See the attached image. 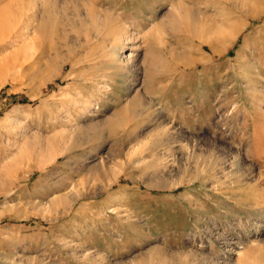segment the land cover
I'll return each mask as SVG.
<instances>
[{"label":"rangeland","instance_id":"obj_1","mask_svg":"<svg viewBox=\"0 0 264 264\" xmlns=\"http://www.w3.org/2000/svg\"><path fill=\"white\" fill-rule=\"evenodd\" d=\"M34 1L0 0V264H264V0H76L49 69Z\"/></svg>","mask_w":264,"mask_h":264},{"label":"bare ground","instance_id":"obj_2","mask_svg":"<svg viewBox=\"0 0 264 264\" xmlns=\"http://www.w3.org/2000/svg\"><path fill=\"white\" fill-rule=\"evenodd\" d=\"M27 2H29V1H27ZM61 2H62V0H61ZM21 5H23V4L21 3ZM8 6L4 5V7H6V8ZM18 6H20V5H18ZM18 6L16 8H18ZM26 6H27V4H26ZM79 6H80V4L78 5L76 0H67V2L60 3L59 5L57 2H54V0H35L34 1V5L32 6V7H34V11L32 10L33 12L31 14L33 16L32 17L33 20H36L38 23L35 27L34 33L36 32L35 39L40 46V47L38 46L40 48V53L46 57V63L44 65L45 69H49L51 66L56 65V64H60V66L64 65V63L67 59L66 60L63 59L60 56V52L63 51L65 49V47H67V38H69L68 37L69 32L70 31H74L77 33L79 32V29H77L74 25H76V24L79 25L81 22L87 21L91 24V27L87 28L86 32H90V31L94 32V29H96L95 27L97 26L96 24H97V20H98V9L99 8L97 9L94 6L89 8L88 13L85 16H83V18H81L80 17L81 16L80 10L82 8L80 9ZM242 6H243V3L240 2L239 9H242ZM0 9H1V7H0ZM2 9H5V8H2ZM28 10H30V9H28ZM9 12H8V10L0 12V40L3 38L4 34L7 31L9 32V30L11 29V27L13 25L18 24L22 20V19L19 20V18L16 19V18H14V16L10 17L11 14H9ZM15 12H19V11H15ZM23 14H25V13H23ZM13 15H14V13H13ZM21 18H22V16H21ZM25 21H26V19H25ZM108 22H109V20H108ZM56 35L59 38L58 41L56 40L57 44H56V42L52 41V39ZM33 41H35V40L33 39ZM1 42H3V41H1ZM34 45H33V47H35ZM119 114H124L123 110H121L119 112ZM74 146H75V144L73 142V144L66 147V150H68V149L71 150V148H73ZM191 150H192V148H191ZM202 157L203 158L201 159V161L198 164H195L196 166L194 167L195 168L194 169V172H195L194 175H196V178H200L201 175L202 176H205V175L209 176L212 173V171H214L215 166L211 163V161L209 159H207L208 157H206V156L205 157L202 156ZM199 159H200V157H199ZM184 169L187 171L188 170L190 171V167H187ZM60 200H61V198H60Z\"/></svg>","mask_w":264,"mask_h":264}]
</instances>
